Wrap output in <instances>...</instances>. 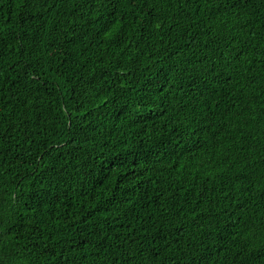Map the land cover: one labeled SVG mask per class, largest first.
Wrapping results in <instances>:
<instances>
[{"label": "trees", "instance_id": "obj_1", "mask_svg": "<svg viewBox=\"0 0 264 264\" xmlns=\"http://www.w3.org/2000/svg\"><path fill=\"white\" fill-rule=\"evenodd\" d=\"M0 264H264V0H0Z\"/></svg>", "mask_w": 264, "mask_h": 264}]
</instances>
